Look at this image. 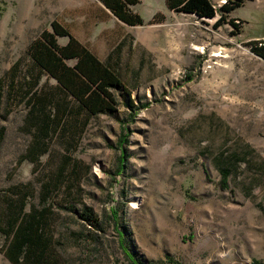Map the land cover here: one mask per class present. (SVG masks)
<instances>
[{
	"label": "rangeland",
	"instance_id": "374dc122",
	"mask_svg": "<svg viewBox=\"0 0 264 264\" xmlns=\"http://www.w3.org/2000/svg\"><path fill=\"white\" fill-rule=\"evenodd\" d=\"M138 1L144 21L129 26L100 0H0V193L28 191L24 211L51 205L58 264H130L128 253L154 264H264V60L248 44L264 39V0L230 13L238 29ZM52 20L112 63L125 88L112 90L115 110L84 125L67 105L36 165L21 157L33 139L24 124L55 81L34 83L27 47ZM4 242L0 264H13Z\"/></svg>",
	"mask_w": 264,
	"mask_h": 264
},
{
	"label": "trees",
	"instance_id": "16d2710c",
	"mask_svg": "<svg viewBox=\"0 0 264 264\" xmlns=\"http://www.w3.org/2000/svg\"><path fill=\"white\" fill-rule=\"evenodd\" d=\"M100 1L115 17L129 25L142 24L144 21L140 14L131 8V5L139 2L138 0ZM164 1L168 10L193 14L200 19L213 18L214 27L227 22L234 29H238V21L230 17V13L245 3V0H224L216 6L212 0ZM58 37H66L67 40L64 44H60ZM248 44L251 52L264 60V39L251 40ZM27 54L31 59L30 71L34 83L44 74L55 81L51 90H43L36 97V105L30 110V116L26 117L24 124L25 131L33 130V139L26 153L21 157L22 160L35 162L37 165L39 157L47 152L42 146V141L59 124L60 119L66 116L64 110L68 108L67 105L71 103L75 107V109L68 108L69 117L70 114L76 113L84 116V125L92 116L115 110L116 100L112 90L125 86L112 63L102 61L57 20H52L50 29H44L30 42ZM70 59L74 60L72 65L66 62ZM17 65L18 63L13 66V73L17 70ZM2 87L0 80V104ZM122 140L124 139H121V142ZM69 160L68 157L66 162ZM66 162L60 165L56 173L55 179L57 178L58 181L65 175ZM80 172L76 161L68 176L78 178ZM221 174L223 179H226L230 171L222 170ZM0 194H4L3 200L7 204L5 212L1 211L4 215H0V236L3 235L6 242H4L6 257L13 264H58L48 252L51 251L49 249L51 239L47 234L52 215L51 205H44L40 209L32 206L29 211H24L30 196L28 191L17 189L13 197H7L6 192ZM48 195L47 189L40 192L41 204L47 203ZM82 216L92 223L95 220L90 208H84ZM4 218L5 221L2 220ZM128 242L132 243L129 239ZM127 255L130 264H154L143 263L129 253ZM166 261L169 264H179L169 256L166 257ZM253 263L259 264L256 261Z\"/></svg>",
	"mask_w": 264,
	"mask_h": 264
},
{
	"label": "crops",
	"instance_id": "0c3cea01",
	"mask_svg": "<svg viewBox=\"0 0 264 264\" xmlns=\"http://www.w3.org/2000/svg\"><path fill=\"white\" fill-rule=\"evenodd\" d=\"M165 7H166V6H165ZM165 9L168 10L167 8H165ZM107 10H108V9H107ZM133 10H134V9H133ZM134 11H135V10H134ZM168 11L171 12V10H168ZM154 14H155V13H154ZM154 14H153V15H154ZM129 26H135V25H129ZM242 160H243V161L246 160L245 155H243ZM256 160H258L259 162H261V161H260L261 159H257V158H256ZM262 160H263V159H262Z\"/></svg>",
	"mask_w": 264,
	"mask_h": 264
},
{
	"label": "built area",
	"instance_id": "2783aa9c",
	"mask_svg": "<svg viewBox=\"0 0 264 264\" xmlns=\"http://www.w3.org/2000/svg\"><path fill=\"white\" fill-rule=\"evenodd\" d=\"M224 1V0H223ZM247 264H254L252 261L251 262H249V263H247Z\"/></svg>",
	"mask_w": 264,
	"mask_h": 264
},
{
	"label": "water",
	"instance_id": "95a60500",
	"mask_svg": "<svg viewBox=\"0 0 264 264\" xmlns=\"http://www.w3.org/2000/svg\"><path fill=\"white\" fill-rule=\"evenodd\" d=\"M141 16V15H140Z\"/></svg>",
	"mask_w": 264,
	"mask_h": 264
}]
</instances>
